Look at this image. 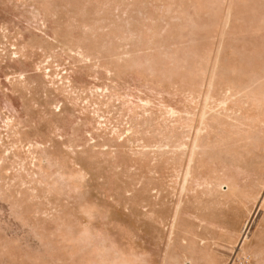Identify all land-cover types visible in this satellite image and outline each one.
<instances>
[{
	"label": "rangeland",
	"instance_id": "rangeland-1",
	"mask_svg": "<svg viewBox=\"0 0 264 264\" xmlns=\"http://www.w3.org/2000/svg\"><path fill=\"white\" fill-rule=\"evenodd\" d=\"M0 264H264V0H0Z\"/></svg>",
	"mask_w": 264,
	"mask_h": 264
}]
</instances>
